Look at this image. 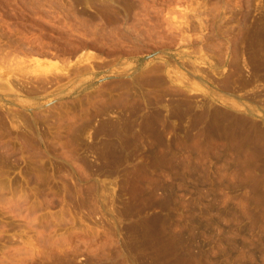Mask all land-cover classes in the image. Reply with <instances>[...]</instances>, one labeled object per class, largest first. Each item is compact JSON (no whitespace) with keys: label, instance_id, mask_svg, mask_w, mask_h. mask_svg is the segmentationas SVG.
Instances as JSON below:
<instances>
[{"label":"rangeland","instance_id":"obj_1","mask_svg":"<svg viewBox=\"0 0 264 264\" xmlns=\"http://www.w3.org/2000/svg\"><path fill=\"white\" fill-rule=\"evenodd\" d=\"M263 31L264 0H0V264H264Z\"/></svg>","mask_w":264,"mask_h":264},{"label":"bare ground","instance_id":"obj_2","mask_svg":"<svg viewBox=\"0 0 264 264\" xmlns=\"http://www.w3.org/2000/svg\"><path fill=\"white\" fill-rule=\"evenodd\" d=\"M250 7V6H249ZM252 7V6H251ZM250 12V11H249ZM264 32V31H263ZM156 78H158V77H156ZM152 79V78H151ZM177 244V243H176ZM177 249V248H176ZM171 250V249H170ZM173 252H175V251H173ZM174 255V254H173ZM167 256V255H166ZM176 257H177V255H176ZM174 261V260H173Z\"/></svg>","mask_w":264,"mask_h":264},{"label":"crops","instance_id":"obj_3","mask_svg":"<svg viewBox=\"0 0 264 264\" xmlns=\"http://www.w3.org/2000/svg\"><path fill=\"white\" fill-rule=\"evenodd\" d=\"M261 111H263L264 109L262 107H260Z\"/></svg>","mask_w":264,"mask_h":264}]
</instances>
